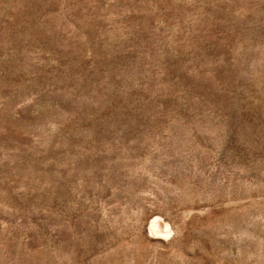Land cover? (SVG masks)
<instances>
[{"label": "rangeland", "instance_id": "374dc122", "mask_svg": "<svg viewBox=\"0 0 264 264\" xmlns=\"http://www.w3.org/2000/svg\"><path fill=\"white\" fill-rule=\"evenodd\" d=\"M0 264H264V0H0Z\"/></svg>", "mask_w": 264, "mask_h": 264}, {"label": "bare ground", "instance_id": "6f19581e", "mask_svg": "<svg viewBox=\"0 0 264 264\" xmlns=\"http://www.w3.org/2000/svg\"><path fill=\"white\" fill-rule=\"evenodd\" d=\"M150 230H151L152 234H154L157 238L160 236H166L169 233H172L171 231H173V230H171L169 224H165V226H162L159 218H153V220L151 221Z\"/></svg>", "mask_w": 264, "mask_h": 264}]
</instances>
